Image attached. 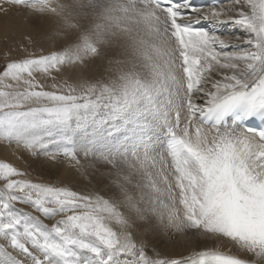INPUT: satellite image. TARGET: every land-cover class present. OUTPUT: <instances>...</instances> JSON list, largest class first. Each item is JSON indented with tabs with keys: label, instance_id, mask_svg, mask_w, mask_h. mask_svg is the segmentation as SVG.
<instances>
[{
	"label": "snow or ice",
	"instance_id": "obj_1",
	"mask_svg": "<svg viewBox=\"0 0 264 264\" xmlns=\"http://www.w3.org/2000/svg\"><path fill=\"white\" fill-rule=\"evenodd\" d=\"M5 5L75 39L48 54L25 49L0 69V140L78 170L79 154L92 155L115 187L79 192L0 161V264H264V0L206 10L181 0H0L6 15ZM201 20L240 26L247 47L226 51ZM112 49L121 58L105 78L51 90L37 79L87 69ZM137 219L226 239L252 259L216 248L151 257L133 239Z\"/></svg>",
	"mask_w": 264,
	"mask_h": 264
},
{
	"label": "bare ground",
	"instance_id": "obj_2",
	"mask_svg": "<svg viewBox=\"0 0 264 264\" xmlns=\"http://www.w3.org/2000/svg\"><path fill=\"white\" fill-rule=\"evenodd\" d=\"M193 1L194 0H184L182 2L191 4ZM230 3H231V0H223L222 4L219 6H210L208 4H203L202 6H195L193 4L191 5L195 7L204 8L206 10L208 7H222ZM5 7L8 8V12L6 15L3 13H0V28L1 29L4 28L5 21H7L10 25L17 24L18 26H22L29 31L32 37L38 36L42 38V40L44 41L43 45L46 48H48V50H51L54 46L63 47V45H66L67 43H69V40L74 36V33L71 31L66 32V33L61 32V27H62L61 24L58 21L54 22L47 16L40 18L42 28L37 29L32 24V20L34 19V16L33 14L29 12V10L24 8L25 12L19 14L15 11V7H19V6L5 5ZM19 8H22V7H19ZM193 19H194V16H193ZM205 29L210 32H214L220 35L221 38L225 39L228 42V44L231 46V48L233 49L240 50L241 48L247 47V45L242 47L244 44V41L247 39V33L244 29H242L238 25H235L231 22H227L224 24L216 23V25L213 26L212 28H205ZM52 31L55 32L56 34L54 39L50 37V32L52 33ZM110 60H112V58H108L105 56V58L103 59H97L94 61H90L88 68L83 69V70L66 66L65 68L62 69L61 73L57 74L54 72L53 75L56 76V80L58 81L61 80L63 82L67 81L76 87L82 80H85V79H102V78L107 77L111 73V69L113 67V65L109 64ZM77 91H79V88H77ZM0 150L5 153H10V151L12 152V154L14 152L20 153L21 156L23 155L24 157L28 158L30 162H32L34 165H37L38 167H41L40 163H45L47 165H50L55 170L54 174L59 178L61 177L65 182H70V183L78 182L84 187H88L89 189H93L99 186L98 184L100 181L98 180L99 178L97 179L96 176H93L89 168H87L86 166H82L78 170L77 168L72 167L67 161V159L64 157H60V158L58 157L57 160L59 161H52L43 154H40L42 156L40 158H33L31 157L32 153L30 154L29 152L25 151L26 149L23 146L10 145L8 142L6 143V142H1V141H0ZM153 223L151 224V226L148 223L145 224V226L147 225V227L145 228L143 227L141 221L139 222L135 221L131 231L133 232V239L137 241L142 240L143 242L144 241L146 242L147 240L148 242V240H151V242L149 241L150 242L149 244L151 247H155L156 251L157 250H161V252H166L165 250L170 251L169 254H163V255H158V256L157 254L150 252V255L153 256L154 258L181 259V258H187L195 251H201V250H204L205 248H216L222 252L238 255L246 259H252L250 254L244 253L242 250L234 246L232 242L226 239L225 240L207 239L204 237L191 236L188 238L190 241L189 242L190 244L188 243L186 245L185 240L182 238V236H185L184 234L179 235V234H175L174 232L163 231V232H160V234L158 233L159 235H157L154 231L155 228H153L154 227ZM137 228L139 229L145 228L147 232L149 231V234L146 235L145 233L147 239L144 238L145 235H141V232H139ZM151 228L154 229L153 231L157 236L154 237L153 234L152 235L150 234L152 233ZM149 244L147 243V245Z\"/></svg>",
	"mask_w": 264,
	"mask_h": 264
},
{
	"label": "rangeland",
	"instance_id": "obj_3",
	"mask_svg": "<svg viewBox=\"0 0 264 264\" xmlns=\"http://www.w3.org/2000/svg\"><path fill=\"white\" fill-rule=\"evenodd\" d=\"M15 11L17 13L21 14V13L25 12V9L15 7ZM12 26H13V33L10 34V38H6L5 34H4V28H2V29L0 28V69H2V67L5 65V63L9 59H14V58H17L21 55L26 54L25 49H27V52L35 53L37 55L41 54V50L43 51V54H48L50 52H55V50L61 51L64 47H66L68 44H70L75 39V36H73L69 40V43H67L66 45H63V47L62 46L61 47L54 46L51 50H48V48H46L43 45L44 41L42 40V38H40L38 36L32 37L26 28H24L22 26H18L17 24H13ZM29 36L31 37V41L29 40ZM55 36H56L55 32H53V31H52V33L50 32V37L52 39H54ZM237 50H239V49H237ZM237 50L231 48V50H226V51H237ZM106 57L112 58V60L121 58L118 49H112L111 51L107 52ZM37 79L40 80L41 83H43L48 90H51V85L53 83H57L60 85H63V83H64L61 80L53 81L51 79V77H48L45 74H37ZM67 84L70 86H74L73 84H70L69 82H67ZM0 141L7 143V141H3V140H0ZM10 145H16V144L12 143ZM18 146H23V145H18ZM51 150H54V149H51ZM25 151L29 152L27 149ZM29 153L31 154V152H29ZM31 157L40 158L42 156L40 155V153H37L35 155L31 154ZM0 161L10 162L15 167H17L19 170L27 173V175L25 177H23L25 179H31L35 182H45V183L56 184L58 186H65V187L71 188L72 190L79 191V192H86V191L87 192H95V191L103 190L104 193L110 194L111 190H113L115 187L111 182L112 179H115V177L112 176L111 179L109 178V172L111 170V167L109 165L105 164L102 160H99L96 157H93L92 155H89L87 158H85L83 156V154L81 153L80 164H81V166H86L87 168H89V170L92 172L93 176H96L97 179L99 178L98 179V180H100L98 183L99 186L96 188H93V189H89L88 187H84L83 185H81L78 182H72L73 184L70 182H65L61 177L59 178L54 174L55 170L53 169L52 166L47 165L45 163H40L41 167H38L37 165H34L32 162H30L28 158L24 157L23 155L21 156L20 153L14 152L12 154L11 151H10V153H5V152H2L0 150ZM55 161H59V160H55ZM17 207H25V206L17 205ZM150 220H149V222H148V220H142V219H137L136 221H138V222L141 221L143 227L146 228L147 225L145 226V224H147V223L150 224V226L153 222L156 224L155 220H151L152 223L150 222ZM45 222L48 223V221H45ZM154 223H153V226H154L153 228H155V230L153 228H151L152 233H150V234L151 235L153 234V236L155 237V236L159 235L160 232H163L164 230L160 229L159 227L157 228V224L155 225ZM145 228L144 229L143 228H141V229L137 228V229L139 230V232H141V235H145V233L147 235V234H149V231L147 232V230ZM159 229H160V231H159ZM153 230L155 231V233L157 235L154 233ZM143 232H144V234H143ZM168 232H172V231H168ZM175 234L180 235L181 233H175ZM191 234L192 233L189 232V233H187V235L184 234L186 237L182 236V238L185 240L186 245L190 242L188 238L193 236ZM146 235L144 236V238H146ZM149 241L151 242V240H148V242H147V240H146V242L144 241V244L146 245L145 251L148 253L149 256H151L150 252H152L154 254H159V255L170 253L169 250H165L166 252H161V250L156 251L155 247L150 246ZM147 243L149 245H147ZM151 257H153V256H151Z\"/></svg>",
	"mask_w": 264,
	"mask_h": 264
}]
</instances>
